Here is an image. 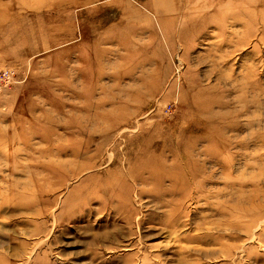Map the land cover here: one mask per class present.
Wrapping results in <instances>:
<instances>
[{
  "label": "rangeland",
  "instance_id": "1",
  "mask_svg": "<svg viewBox=\"0 0 264 264\" xmlns=\"http://www.w3.org/2000/svg\"><path fill=\"white\" fill-rule=\"evenodd\" d=\"M0 264H264V0H0Z\"/></svg>",
  "mask_w": 264,
  "mask_h": 264
}]
</instances>
